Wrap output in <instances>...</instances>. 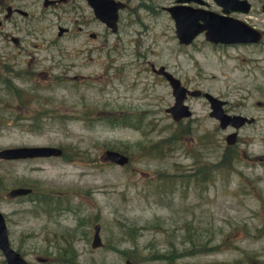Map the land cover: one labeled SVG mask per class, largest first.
Returning a JSON list of instances; mask_svg holds the SVG:
<instances>
[{
    "label": "rangeland",
    "instance_id": "obj_1",
    "mask_svg": "<svg viewBox=\"0 0 264 264\" xmlns=\"http://www.w3.org/2000/svg\"><path fill=\"white\" fill-rule=\"evenodd\" d=\"M171 4L130 0L137 24L122 32L116 48L87 52L69 38L58 40L57 51L69 56H54V80H20L17 47L0 56L7 64L0 80L25 92L17 97L0 82V149L63 152L0 161V213L10 246L28 264H43L38 258L45 264H264V72L253 62L263 55L214 46L202 35L179 45L163 9ZM0 29L20 36L10 24ZM55 33L52 27L47 37L56 39ZM145 61L168 65L187 88L219 97L256 123L240 129L228 147L225 138L234 130L220 129L202 100L186 103L191 119H165L170 90L145 70ZM108 66L113 69L105 72ZM119 112L143 124L109 118ZM108 150L128 156V163L103 161ZM16 187H31L33 194L8 198ZM96 225L103 246L93 250ZM0 264H6L1 253Z\"/></svg>",
    "mask_w": 264,
    "mask_h": 264
},
{
    "label": "flooded vegetation",
    "instance_id": "obj_2",
    "mask_svg": "<svg viewBox=\"0 0 264 264\" xmlns=\"http://www.w3.org/2000/svg\"><path fill=\"white\" fill-rule=\"evenodd\" d=\"M41 1V8H37V3L35 0H18L17 2H9L8 0H0V27H2L3 23L10 24L12 27L15 26L17 33L20 36H15L14 34L4 33V31L0 29V56L7 52L9 46L17 47L20 49V80L23 78H28V76H43L44 79L54 80V77H50V74L54 68H56L54 62V56L58 53L60 57H67L69 56V52L67 50L57 51V42L58 40L66 37L69 38L71 42L68 44L75 45L76 49H85V51L92 50H101L108 46V44H114L113 47H118L121 42V34L125 31L126 28H129L135 24H137V20L135 19L136 13L134 10H131L128 7L130 0H113L115 2L122 3L124 8L118 9L116 11V20L111 26H107L104 21L96 17L95 10L93 9L92 5L98 6L102 4L104 0H39ZM172 4L169 7L163 8L164 11L169 15L170 14L166 10L167 8L174 7V6H187L192 9H200L204 11L213 12L217 15L229 18L233 21L243 24V26H247L249 28L254 29L257 32V36H260V40L258 42L253 43H229V44H214L210 43L214 46H219L221 48H229V49H244L247 52L253 53H261L263 57L255 58L253 61L257 66L259 72H264V0H211L208 2L207 0H198L190 1V2H183L177 3L176 0H171ZM99 13H104L105 9H98ZM173 28L175 32L174 21ZM140 23V22H139ZM242 26V27H243ZM55 27L56 30V39L48 38L47 32L50 28ZM203 36V34H201ZM199 36V35H198ZM197 38V37H196ZM195 38V39H196ZM3 39V40H1ZM194 39V40H195ZM193 40V41H194ZM192 41V42H193ZM178 42V41H177ZM191 42V43H192ZM190 43V44H191ZM181 46H189V45H182L178 42ZM254 48L255 51L250 50ZM70 55L73 56L75 54V49H70ZM3 56L0 57V68L7 69V64L2 61ZM46 62V67L40 71H36V67L40 64ZM145 65L147 70L152 77L155 78L156 81H160V85L164 86V88L169 89L171 93V87L169 85L168 80L165 76L156 74L153 72V69L163 68L164 72L168 73L174 79L178 80L182 87L186 88L189 91L197 90V89H189L187 88L183 82L179 79L178 75L173 71H169L168 65H160L156 66L152 62L145 61ZM112 66H108L107 72L111 69ZM113 69V68H112ZM63 79L71 80L72 81H83L84 79L80 76H74L73 78L69 76H63ZM117 80L118 77H116ZM0 82L4 85L9 84V87L6 86L7 89L11 90L10 87H14L10 84L7 78L5 80H0ZM201 91V90H200ZM203 92V91H201ZM25 93L20 89V94ZM208 93V92H207ZM211 94V93H210ZM172 97V93H171ZM219 98V97H217ZM192 99L202 100L203 102L208 103L207 100L203 96L199 97H190L187 96L184 100L186 104L188 101ZM220 99V98H219ZM173 103L172 105L166 106L164 109L165 112V119H171L170 115L168 114L167 110L173 106L174 99L172 97ZM187 105V104H186ZM261 106V103H258ZM188 106V105H187ZM189 107V106H188ZM190 109V107H189ZM210 109V105H209ZM224 112L229 116H243L246 118H253L247 117L241 114H237L233 111H230L227 108V102L223 107ZM191 115L187 119H191L192 111L190 109ZM131 114V110H127V112ZM123 112L116 113L114 116L109 117L113 118L114 121L121 118H124V125H131L132 123L143 124L142 118H139L137 121H129L124 117ZM141 113L145 116L150 111L143 110ZM211 110L208 113L210 116ZM215 122L218 123V126L221 128L220 122L212 118ZM172 120V119H171ZM186 119H181L178 122L174 123H181V121ZM256 119L255 122L256 123ZM253 123V124H254ZM252 124V125H253ZM246 126V125H245ZM226 129H233L232 126H228ZM222 129V130H226ZM61 154L60 157H62ZM103 158V157H102ZM39 159H46V158H39ZM34 160V159H33ZM103 160V159H102ZM23 161V160H21ZM12 162V161H10ZM20 188H29L31 191L27 195L20 196L27 197L33 194V189L31 187H20ZM17 199V198H15ZM94 233V230H93ZM100 237V235H99ZM93 238V234H92ZM91 238V242H92ZM101 241V238H100ZM90 242V248H91ZM103 244L101 242L100 247ZM91 248L93 250L99 249ZM67 252V251H65ZM64 252V253H65ZM26 264H28L25 256L20 254ZM74 257H77V254H73ZM159 259L167 260L164 256H160ZM131 264H138L136 261H130ZM125 261V262H126ZM38 263H47L49 262L45 258H38L36 260ZM124 262V263H125Z\"/></svg>",
    "mask_w": 264,
    "mask_h": 264
},
{
    "label": "water",
    "instance_id": "obj_3",
    "mask_svg": "<svg viewBox=\"0 0 264 264\" xmlns=\"http://www.w3.org/2000/svg\"><path fill=\"white\" fill-rule=\"evenodd\" d=\"M198 1V0H176L177 3ZM95 15L106 23L107 26L113 25L116 20V11L124 8V5L113 0H104L98 6L92 5ZM98 9H105L104 13H99ZM174 21L175 36L182 45H189L199 34H203L204 40L214 44L229 43H253L260 40L257 32L243 24L233 21L229 18L217 15L213 12L200 9H192L187 6H174L166 9ZM243 26V27H242ZM153 72L166 77L171 87L174 104L167 112L174 122L189 118L191 112L184 100L187 96H203L210 104L212 118L220 122L221 128L226 129L232 126L239 130L245 124H252L254 119H248L243 116H229L224 112L223 106L226 104L209 93H202L199 90L189 91L182 87L180 82L164 72L163 68L153 69ZM238 134L236 132L229 134L226 138L228 146H234L237 143ZM61 149L51 146H32V147H11L0 149V160L16 161L38 158L60 157ZM103 161L116 166H124L128 163V157L112 150L104 152ZM27 188L11 189L7 197L10 199L27 195L30 193ZM93 238L91 248L100 247L99 226L93 228ZM0 252L6 264H26V261L19 253L14 251L9 244L5 220L0 213ZM124 264H131L126 261Z\"/></svg>",
    "mask_w": 264,
    "mask_h": 264
},
{
    "label": "trees",
    "instance_id": "obj_4",
    "mask_svg": "<svg viewBox=\"0 0 264 264\" xmlns=\"http://www.w3.org/2000/svg\"><path fill=\"white\" fill-rule=\"evenodd\" d=\"M8 87L9 84L7 83ZM10 89L12 90V92L15 94V96L20 97V90L16 89L15 87H10ZM10 90V91H11ZM199 172V171H198Z\"/></svg>",
    "mask_w": 264,
    "mask_h": 264
}]
</instances>
